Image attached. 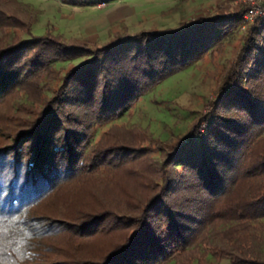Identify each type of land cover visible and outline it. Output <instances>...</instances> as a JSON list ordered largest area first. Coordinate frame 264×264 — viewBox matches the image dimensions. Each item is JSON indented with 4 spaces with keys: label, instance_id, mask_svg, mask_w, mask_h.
Segmentation results:
<instances>
[{
    "label": "trees",
    "instance_id": "16d2710c",
    "mask_svg": "<svg viewBox=\"0 0 264 264\" xmlns=\"http://www.w3.org/2000/svg\"><path fill=\"white\" fill-rule=\"evenodd\" d=\"M242 12L88 45L49 27L31 35L28 7L0 0V264H161L201 245L216 263L264 264V14L183 143L167 151L116 125L216 51Z\"/></svg>",
    "mask_w": 264,
    "mask_h": 264
},
{
    "label": "rangeland",
    "instance_id": "374dc122",
    "mask_svg": "<svg viewBox=\"0 0 264 264\" xmlns=\"http://www.w3.org/2000/svg\"><path fill=\"white\" fill-rule=\"evenodd\" d=\"M18 1L35 17L30 26L31 35L42 34L49 27L66 39H78L88 45L103 44L116 35H131L141 30L178 28L206 16L243 9L240 0H88L83 6L62 4L58 0ZM252 22L244 29L237 26L221 40L216 51L209 55L207 52L200 61L168 76L124 110L116 121L121 127L119 132L133 125L147 129L164 142L167 151L183 143L192 122L207 113L217 73L236 55L245 30ZM2 37L0 30V39ZM82 59L71 63L77 65ZM55 84L52 81L49 86ZM24 95L17 96L15 103H29L22 98ZM202 126L201 123L199 130ZM105 129L101 127L100 132ZM151 157L153 161L161 159L155 152ZM261 228L262 233L258 235L262 239L260 252L263 255L264 222ZM201 246L190 248L186 257L161 264H228L225 260L216 263Z\"/></svg>",
    "mask_w": 264,
    "mask_h": 264
},
{
    "label": "built area",
    "instance_id": "2783aa9c",
    "mask_svg": "<svg viewBox=\"0 0 264 264\" xmlns=\"http://www.w3.org/2000/svg\"><path fill=\"white\" fill-rule=\"evenodd\" d=\"M240 2L243 5L240 27L244 29L253 19L264 14V0H240Z\"/></svg>",
    "mask_w": 264,
    "mask_h": 264
},
{
    "label": "crops",
    "instance_id": "0c3cea01",
    "mask_svg": "<svg viewBox=\"0 0 264 264\" xmlns=\"http://www.w3.org/2000/svg\"><path fill=\"white\" fill-rule=\"evenodd\" d=\"M234 12H235V10H234Z\"/></svg>",
    "mask_w": 264,
    "mask_h": 264
}]
</instances>
